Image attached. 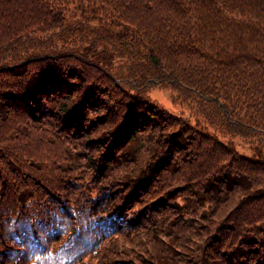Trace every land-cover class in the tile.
Returning <instances> with one entry per match:
<instances>
[{
  "label": "trees",
  "instance_id": "obj_1",
  "mask_svg": "<svg viewBox=\"0 0 264 264\" xmlns=\"http://www.w3.org/2000/svg\"><path fill=\"white\" fill-rule=\"evenodd\" d=\"M0 264H264V0H0Z\"/></svg>",
  "mask_w": 264,
  "mask_h": 264
},
{
  "label": "rangeland",
  "instance_id": "obj_2",
  "mask_svg": "<svg viewBox=\"0 0 264 264\" xmlns=\"http://www.w3.org/2000/svg\"><path fill=\"white\" fill-rule=\"evenodd\" d=\"M146 93L148 97L154 100L161 108H163L169 113L179 116L181 110L180 106L177 105V102H173L172 100L173 92H171L169 88L153 87L150 88ZM62 128L63 127H60L59 130H62Z\"/></svg>",
  "mask_w": 264,
  "mask_h": 264
},
{
  "label": "snow or ice",
  "instance_id": "obj_3",
  "mask_svg": "<svg viewBox=\"0 0 264 264\" xmlns=\"http://www.w3.org/2000/svg\"><path fill=\"white\" fill-rule=\"evenodd\" d=\"M58 238H59V234L58 233L51 237V239H58Z\"/></svg>",
  "mask_w": 264,
  "mask_h": 264
}]
</instances>
